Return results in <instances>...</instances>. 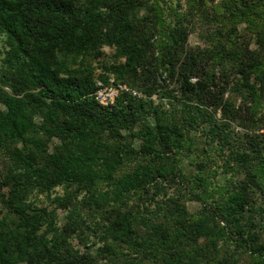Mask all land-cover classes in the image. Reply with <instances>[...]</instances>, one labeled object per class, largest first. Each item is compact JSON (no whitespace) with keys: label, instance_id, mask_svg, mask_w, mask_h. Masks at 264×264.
Masks as SVG:
<instances>
[{"label":"trees","instance_id":"1","mask_svg":"<svg viewBox=\"0 0 264 264\" xmlns=\"http://www.w3.org/2000/svg\"><path fill=\"white\" fill-rule=\"evenodd\" d=\"M225 1L257 48L229 20L191 49L161 0H0V264H264V0ZM111 78L142 96L100 105Z\"/></svg>","mask_w":264,"mask_h":264},{"label":"rangeland","instance_id":"2","mask_svg":"<svg viewBox=\"0 0 264 264\" xmlns=\"http://www.w3.org/2000/svg\"><path fill=\"white\" fill-rule=\"evenodd\" d=\"M210 1V0H208ZM193 2L191 0H161L160 2V8H162L163 12H164V21L165 24L167 23H172L173 20L175 19V17L178 16H185L187 20H191L192 23L189 24V28L191 29V32L189 33L188 36V41H187V46L190 47L191 49L197 50V49H201V48H205L207 47V45H209V40L212 38V36H216L217 31H226L228 29V27H230L229 25V20H234L237 24V27L239 29V33L242 34L246 39H248L247 41L249 42V46L252 49L257 48V44H256V40L254 37V34H252V32H255L254 29H256L254 26H248L247 22L243 21V19L241 17L239 18H231L229 19V12L228 10H230L229 4H226L225 0H211L209 2V6L200 14V15H196V17L192 18L190 14H193V11L196 9H193L192 7ZM226 5V8H225ZM197 14L198 11H196ZM205 14V15H203ZM214 14H219L218 16L223 17V21H213L212 18L214 16ZM255 14V13H254ZM255 17H251V20H255ZM209 19V20H208ZM261 19H259L258 17H256V20L259 24ZM188 24V23H186ZM249 30V31H248ZM252 35V36H251ZM0 49H2V43L0 42ZM103 55L99 58L100 59V63H116V59L113 57V53H114V49L110 48V47H104L103 48ZM94 65L96 66L97 63H94ZM103 72V70L99 67L97 69V74H101ZM113 79V78H111ZM128 86V85H127ZM128 88H130L128 86ZM171 89L176 91V94L179 95V93L177 92V86L175 84H172L170 86ZM131 89V88H130ZM133 90V89H131ZM136 91V90H134ZM137 95L142 96L141 94H138V92L136 91ZM154 101L157 102L158 101V95H154L153 97ZM238 103L240 102V100H237ZM262 117L264 118V105L263 108L261 110ZM151 122H153L152 119H150ZM238 131L240 133H242V131L240 129H238ZM198 132V128L193 130V133ZM195 168L192 167H187V169L185 170L186 175H191L194 172ZM226 170L225 167H221L220 169H213L210 179L207 178L206 182H210L212 183L210 185V188L212 187H217L220 186L222 187L224 183H219L222 182V179L219 178V173ZM227 172V171H226ZM212 190V189H211ZM57 194H64L65 191L63 190V188H57L56 189ZM39 200L44 201L42 205L49 207L50 211L52 212V214L55 216L56 220L58 221V226H62L64 224V222L66 220H71L73 218V215L69 212H66L62 209H56L54 205H50V202L48 200H46L44 198V196H40ZM189 212L191 213H196L200 208L201 205L199 202L196 201H190V200H186L185 202ZM71 232L72 234H77L78 230L76 228L75 225L71 226ZM91 241H97V239H95L96 237H94L93 235H91L90 237ZM72 244L73 246L78 249L81 250L82 252L85 250L84 246L81 245L79 243V240L77 238L72 240ZM92 247V250L98 251L102 254H107L110 251V246H107L106 244H104L103 242H94L93 245H89Z\"/></svg>","mask_w":264,"mask_h":264},{"label":"built area","instance_id":"3","mask_svg":"<svg viewBox=\"0 0 264 264\" xmlns=\"http://www.w3.org/2000/svg\"><path fill=\"white\" fill-rule=\"evenodd\" d=\"M121 93H132L133 95H137L136 91L128 88L126 84L110 79L107 84L101 81L98 82V89L94 94V98L100 105L107 107L114 104Z\"/></svg>","mask_w":264,"mask_h":264}]
</instances>
